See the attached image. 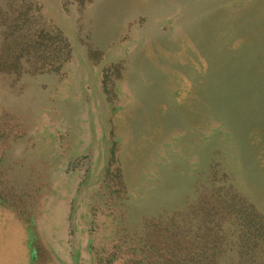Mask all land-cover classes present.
<instances>
[{"label": "rangeland", "instance_id": "obj_1", "mask_svg": "<svg viewBox=\"0 0 264 264\" xmlns=\"http://www.w3.org/2000/svg\"><path fill=\"white\" fill-rule=\"evenodd\" d=\"M0 264H264V0H0Z\"/></svg>", "mask_w": 264, "mask_h": 264}]
</instances>
